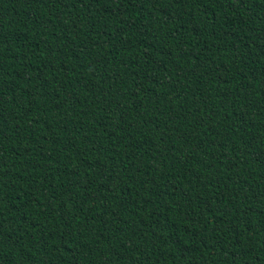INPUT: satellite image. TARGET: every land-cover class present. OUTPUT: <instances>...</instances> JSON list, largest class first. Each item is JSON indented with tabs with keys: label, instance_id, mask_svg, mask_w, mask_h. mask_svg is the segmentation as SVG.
Masks as SVG:
<instances>
[{
	"label": "trees",
	"instance_id": "16d2710c",
	"mask_svg": "<svg viewBox=\"0 0 264 264\" xmlns=\"http://www.w3.org/2000/svg\"><path fill=\"white\" fill-rule=\"evenodd\" d=\"M0 264H264V0H0Z\"/></svg>",
	"mask_w": 264,
	"mask_h": 264
}]
</instances>
